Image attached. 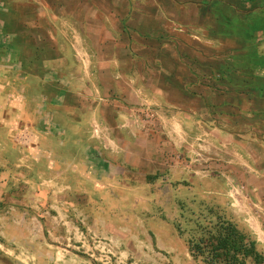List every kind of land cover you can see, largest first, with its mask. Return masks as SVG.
I'll list each match as a JSON object with an SVG mask.
<instances>
[{
  "label": "crops",
  "instance_id": "0c3cea01",
  "mask_svg": "<svg viewBox=\"0 0 264 264\" xmlns=\"http://www.w3.org/2000/svg\"><path fill=\"white\" fill-rule=\"evenodd\" d=\"M175 186L264 252V0H0V259L117 264L125 214Z\"/></svg>",
  "mask_w": 264,
  "mask_h": 264
},
{
  "label": "rangeland",
  "instance_id": "374dc122",
  "mask_svg": "<svg viewBox=\"0 0 264 264\" xmlns=\"http://www.w3.org/2000/svg\"><path fill=\"white\" fill-rule=\"evenodd\" d=\"M192 179L194 183L193 185H201V181H196V179H194V176L192 177ZM15 187L17 188V190L22 188V186H18V184ZM178 189V186H175V197L170 196L168 198L167 194H165L161 197H156L153 200V203L149 201V212L153 211V213L151 214H141L138 211L128 212L125 214L126 220L124 221L127 225L125 231H128V234L126 237L122 236L123 243L121 248L120 246L118 248L116 246V249L123 254V258L121 259L122 261L118 262L117 264H202L200 259L195 260L191 256L189 252L188 241L191 240L193 237H197L200 230L198 228L199 226L204 227L209 223H214L217 218L224 219V217L220 215L221 212L215 205H212L207 200L198 199V197L195 198L194 195L190 199L189 204H183L181 201L183 200V197L177 194ZM22 190L24 191V189ZM34 198L35 197L21 198L23 200L22 204H25L26 207H29V204L32 203L31 206L33 211L30 212L32 213V215L29 212L27 215H35L38 220H42L43 222H45L44 218L46 216L45 214H43L44 209H42V205L47 207L49 202L46 198H43L44 203L41 202V197H38L36 200ZM30 199L34 200L31 201ZM168 201L170 202L168 203ZM24 211L25 210H21L20 212L15 213L14 220L24 218ZM7 216V213L0 214V218ZM52 216V214H48V221L51 219ZM160 221L165 223L170 222L169 224L172 227L171 230L181 240V244H184L185 246L184 257L179 256L176 261L169 260V257H167V255L165 254L166 252L162 248L163 246L159 243L157 239L159 237V230L154 227L156 224H158L157 222ZM77 222V220L73 219L74 224H78ZM148 223H150L151 225L148 226ZM143 224L147 225L145 226L146 228H142ZM79 230L81 231V229ZM48 231L51 236L57 238L60 241L61 238H68L70 235H72L71 232L74 230H58L55 232L54 229H49ZM2 232L3 229L0 227V237L4 241V247L0 245V252H5L6 254H8L9 249L7 248V245H10L11 243L8 244V240L1 235ZM160 235L164 236L162 233ZM75 240L79 239L77 238ZM62 246L73 251L82 250L77 243L69 244L68 242L67 245L63 244ZM177 248H179V246H177ZM20 250L22 251V249ZM258 250L264 256V252L261 251V249L259 248ZM10 251H12L11 248ZM0 264H8V261L1 258ZM15 264L25 263L21 260H15ZM247 264L251 263L248 262Z\"/></svg>",
  "mask_w": 264,
  "mask_h": 264
},
{
  "label": "trees",
  "instance_id": "16d2710c",
  "mask_svg": "<svg viewBox=\"0 0 264 264\" xmlns=\"http://www.w3.org/2000/svg\"><path fill=\"white\" fill-rule=\"evenodd\" d=\"M198 228L197 237L188 241V247L191 256L202 264H264L257 242L232 222L217 218Z\"/></svg>",
  "mask_w": 264,
  "mask_h": 264
},
{
  "label": "built area",
  "instance_id": "2783aa9c",
  "mask_svg": "<svg viewBox=\"0 0 264 264\" xmlns=\"http://www.w3.org/2000/svg\"><path fill=\"white\" fill-rule=\"evenodd\" d=\"M146 113H148V111H147ZM146 116H147V115H146ZM146 116H145V117H146Z\"/></svg>",
  "mask_w": 264,
  "mask_h": 264
}]
</instances>
